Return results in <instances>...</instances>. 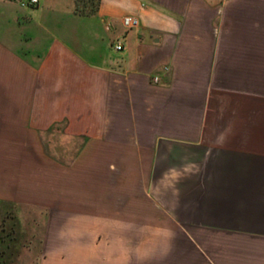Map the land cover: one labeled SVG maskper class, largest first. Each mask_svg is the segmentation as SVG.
Segmentation results:
<instances>
[{"label":"crops","instance_id":"1","mask_svg":"<svg viewBox=\"0 0 264 264\" xmlns=\"http://www.w3.org/2000/svg\"><path fill=\"white\" fill-rule=\"evenodd\" d=\"M37 1L0 0V204L45 213L36 263L264 264V0Z\"/></svg>","mask_w":264,"mask_h":264},{"label":"rangeland","instance_id":"2","mask_svg":"<svg viewBox=\"0 0 264 264\" xmlns=\"http://www.w3.org/2000/svg\"><path fill=\"white\" fill-rule=\"evenodd\" d=\"M52 144H56L58 142H63L61 138L58 136H51L49 138ZM12 217L14 221L22 220V225L16 229L17 236H19L20 243L18 246H15L9 254L5 253L6 262L3 264H37L40 252V244L43 240L44 236V218L43 213H39V226L36 228L34 225L36 224V215L34 213H29L23 211L21 214L17 212L14 208L12 209L10 206L5 204H0V223L2 219L6 217ZM10 220V218H7ZM11 221V220H10ZM20 222V221H19ZM7 225H11L10 223ZM8 229V227H5Z\"/></svg>","mask_w":264,"mask_h":264},{"label":"trees","instance_id":"3","mask_svg":"<svg viewBox=\"0 0 264 264\" xmlns=\"http://www.w3.org/2000/svg\"><path fill=\"white\" fill-rule=\"evenodd\" d=\"M99 0H75L74 12L79 16H92L96 12V6H98ZM7 218H10L14 222L8 229H5L0 225V264L6 262L5 253L8 252L12 254L11 250L19 243L18 238L14 235L17 229V222L14 221L10 215L2 221H5ZM5 231V234L3 233ZM4 234V235H3Z\"/></svg>","mask_w":264,"mask_h":264},{"label":"built area","instance_id":"4","mask_svg":"<svg viewBox=\"0 0 264 264\" xmlns=\"http://www.w3.org/2000/svg\"><path fill=\"white\" fill-rule=\"evenodd\" d=\"M29 4H34L37 5L38 1L37 0H29ZM123 24L125 25L126 28H135L139 25V21L136 18H123ZM122 49L121 45L116 46V50L120 51Z\"/></svg>","mask_w":264,"mask_h":264}]
</instances>
